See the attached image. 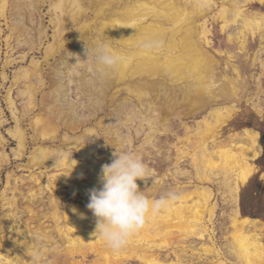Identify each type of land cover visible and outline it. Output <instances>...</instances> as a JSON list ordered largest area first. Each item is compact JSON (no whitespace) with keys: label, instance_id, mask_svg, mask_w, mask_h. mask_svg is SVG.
<instances>
[{"label":"bare ground","instance_id":"1","mask_svg":"<svg viewBox=\"0 0 264 264\" xmlns=\"http://www.w3.org/2000/svg\"><path fill=\"white\" fill-rule=\"evenodd\" d=\"M218 2L221 4L213 18L222 20V30H229L230 41H237L238 46L244 49L250 32L255 34L260 31L264 38V12L247 9L254 0H52L48 13L54 28L53 41L45 49L44 61L33 58L30 67L19 68L12 87L7 91V100L16 123L9 133L18 141L17 148L13 149L18 158L26 154L28 137L23 122L30 120L28 122L33 131L30 142L35 146L28 163L18 166L19 169L46 168L41 175L34 173L35 169L31 170L28 181L38 184L39 189L45 187L53 194L51 202L54 211L50 217L56 222L55 231L64 241L62 252L66 250L73 258L78 254L86 258L89 252H94L103 259L101 264H122L132 258L143 264H189L183 262L178 253L175 260L168 261L156 251H163L173 242L184 246L192 238H207L218 203L216 192L206 184L212 182L211 175L220 160L224 164L223 181L228 185L229 201L233 207L230 216L233 230L229 234L233 251L248 264H264V243L248 231L257 221L242 214L240 209V190L256 172L252 161L261 155L259 133L245 129L246 142H240L238 134L232 135L230 143L219 140L222 127L235 113L236 107L218 102L223 96L216 95L213 90L216 67L220 63L208 49L212 32L208 28V16L214 12ZM45 3L46 0H0V16L7 20L11 30L5 42L10 47L14 38L17 48L27 47L29 50L22 56L23 60L49 40V26L45 25L41 14ZM89 10H93L94 17L88 18ZM36 16L40 17L38 22H35ZM3 33L4 29L0 26V42ZM68 36H72L70 46ZM147 39H160L164 43L161 48L145 54L139 42ZM99 42L109 43L125 57L124 63L115 71L101 74L94 70L91 58L86 60L85 46L91 49ZM51 59H55L54 62L51 63ZM17 62V58L7 57L4 67ZM44 62L49 65L47 74ZM6 70L2 75L5 82L9 78ZM225 76L233 90H237L234 81ZM36 82L42 85L49 82V91L42 96L40 111L30 117L32 110L38 106L37 94L41 89ZM17 84L23 87L17 86L16 91L17 96L23 99L22 112L12 93ZM75 85L79 91L74 100L71 90ZM121 91H125V96L116 109L111 110L107 118L99 117L105 105H112ZM212 103L214 105L208 113L195 121L196 125L182 119V108L189 116L197 113L196 109H206ZM174 116H180L181 122L186 124V135L178 136L175 148L183 157L191 158L200 184L178 194L166 210L148 219L126 247L113 251L95 235L97 218L86 207L89 190L102 187L99 174L102 165L114 159L111 148L130 150L146 129L145 122L149 123V131L143 140L152 143ZM137 119L141 121L136 128L137 135L129 127L125 133L119 131V125L127 124L125 120L133 122ZM61 129L65 130L63 137H60ZM100 129L107 131L100 134ZM7 143L0 134V146L3 147L0 151L1 166L9 161L5 148ZM183 143L191 147L190 152L181 153L184 147L180 144ZM102 146L106 148L104 153L99 152ZM49 170L57 171L50 173ZM70 170V175H65ZM44 176L47 177V184L43 181ZM7 179L0 200L2 206L12 209L18 203L15 194H23L21 188L28 181L19 176L12 184L9 175ZM10 188L14 195L7 197ZM28 194L29 200L35 203L41 193L31 189ZM57 195H61L60 203L56 200ZM146 196L149 199L159 198L155 193ZM30 211L33 213L32 208ZM43 215L48 216L47 213ZM8 229L18 230L17 235L11 236V241H16L15 248L19 247L21 252L13 250L4 253L5 248L1 246L0 264H31L25 256L38 255L34 237L39 232L36 230L34 233L21 224L9 225ZM199 249L207 254L215 252L213 246L204 242ZM65 256L68 257L67 254ZM74 264L81 262L74 260Z\"/></svg>","mask_w":264,"mask_h":264},{"label":"rangeland","instance_id":"2","mask_svg":"<svg viewBox=\"0 0 264 264\" xmlns=\"http://www.w3.org/2000/svg\"><path fill=\"white\" fill-rule=\"evenodd\" d=\"M51 2L52 0H46L45 5L41 7V14L44 17V23L49 26V40L43 42L40 46L41 49L37 48L34 51H31L30 54L26 56L25 60H23L22 56L27 53L29 49L27 47L21 49L17 48V40L14 38L11 40V46H7L5 38L11 33L9 27L10 24L7 23V20L4 17L0 16V26L4 29L2 41L0 42V121H5V123H0V134L8 142L5 148L6 153L9 155L8 162H3L2 166L0 162V194L7 185L8 175L12 178V184H15L16 177L22 176L28 181L30 179V176L28 175L31 174V170L35 169L34 173L41 175L42 170L46 169L45 167L19 169V164L26 165L28 163V157L31 154L30 152L34 149L35 145L30 142L33 131L29 123L30 120L27 118L28 120L23 122V126L27 130L28 147L24 157H16L13 153V149L17 148L18 141L11 138L12 134L9 133L10 130L15 128L16 123L12 118L13 109L8 103L7 91L12 87L13 81L17 76L16 73L19 72L21 66L30 67L33 58L38 61H44L45 49L47 45L53 41L54 34V28L49 20L51 16L48 13ZM220 4L221 2H218V4L214 6V12L210 13L208 16V28L212 31L209 35L211 47L209 46L208 49L220 63L216 67V84L213 87V90L216 92V95L223 96V99L218 102L234 105L236 111L230 117L231 120L229 119L227 124L222 127L223 129L219 140H222L225 143H230L232 135L238 134L237 139L240 142H246V138H244L245 129H252L259 133L258 141L261 145L262 151L261 155L255 161H252L256 168V172L253 173L249 181L246 182L240 190V209L242 214L257 221L252 228H248V231L256 234L260 241L264 243V38H262L260 31H257V34L250 32L247 38V45L244 49H241L240 45L238 46L239 43L237 41H230L228 38L229 30H222V20H214L213 18V16L217 15ZM247 9L248 11L259 10L264 12V2L254 0V3L248 5ZM89 14L88 18L90 16L91 18L94 17L93 10H89ZM39 18V16H36L35 22H38ZM71 39L72 36H68V46L71 44L69 43ZM7 57L17 58L18 62L10 67L6 66L7 70L5 72L9 78L5 82L2 75L6 69L4 65ZM54 60L55 59H51L50 62L52 63ZM44 68L46 70L45 74H47L50 70L48 63L44 62ZM225 75L234 81V86L237 90H233ZM36 85L41 87L40 92L37 94L38 106L32 110L29 115L30 117H34L36 113L40 111V106H42V96L45 92L49 91V82H46L45 85L36 82ZM17 86L23 88L21 84L14 85L12 93L14 100L21 111L23 109V99L17 96ZM78 91L79 89L76 85L72 87V99H77ZM120 94L121 95L114 100L112 105L110 103L105 105V109L98 114L99 117L107 118V116L110 115L109 113H111V110L116 109L119 102L125 96V91H121ZM213 105L214 103L209 105L206 109H196L198 112L189 116L184 114L186 113V109L182 108L183 110L181 109L180 111L182 119L187 121L190 125L194 123L196 125L195 121L206 115ZM180 119V116H174L171 118V120L167 122V130L164 129L162 132L158 133L152 143H145L143 140L146 133L149 131V123L145 122L146 129L141 134V138L136 139L134 146L129 150L138 155L150 170L151 177L146 178V180H140L138 184L140 190L148 196L155 193L157 194V197H160L170 191H175L176 188L180 190L175 191V193L180 194L186 190L192 189L197 183L200 184L195 176L196 171L191 158L183 157V154H179L175 148L176 142L178 143V136L183 137L186 135V124H183ZM125 121L127 124L119 125V131L125 133L127 127H129L131 131L137 135L135 133L136 128L141 125V121L138 119L133 122ZM107 122H109V119ZM90 126L95 127L93 124H90ZM160 128L163 129L162 126ZM64 131V129H61L60 137H63ZM99 131L100 134H103L107 129L104 131L100 129ZM103 144L105 145L106 142L103 141ZM180 145H183L184 147L181 153L190 152L191 147H186L187 145L184 143ZM111 149L115 151V148ZM105 150L106 148L102 146L99 152L104 153ZM0 151H3L2 146H0ZM111 162L112 161H109L108 163ZM218 163V166L215 167L214 174L211 175L212 182L206 184L212 187L216 192V201L218 203L216 217H214L213 221L210 223V230L207 234V238L204 240L192 238L187 241L184 246L178 244V242H173L172 245L167 246L163 251H156L160 252L163 260H175L176 253H178L181 258L184 259L183 262L189 264H248L244 259H241L232 248L233 245L231 244V237L229 234L233 230L230 226V216L233 212V207H231L229 201L228 185L223 181L224 164H222L220 160H218ZM55 171L57 170H49L50 173ZM30 181L21 188L23 194L19 192L15 194L18 202L16 208L11 209L9 206L4 207L0 200V247L4 246L5 249H3V252L9 253L13 250H16L17 252L19 251V247L15 248L16 241H11V236L17 235L18 230L13 229V231H10L8 226L21 224L22 226H28V228L34 233L36 230L39 232V234L34 237V241L39 251L38 255L35 257L25 256V259L30 261L31 264H74V260H78L81 264H101L103 259L94 252H89L86 258H83L79 254L73 258L66 250L63 252L61 251V246H64V241H61L60 236L57 231H55L56 222L50 217L51 213L54 211L51 202L53 194L43 186L39 189L40 187L38 184H34ZM43 181L47 184V177L44 176ZM31 189L37 190L41 193L40 198H38V200L36 199L37 201L35 203H32L29 200L30 196L28 192ZM65 189H67V187H65ZM13 195V191L10 188L7 191V197H12ZM56 200L60 203L61 195H57ZM72 200H75V198H72ZM30 208L33 209V213L31 211L29 212ZM13 212L16 214L15 216H13ZM44 213H47L48 216L45 217L43 215ZM63 223L64 222H62V224ZM42 231L44 232L43 234L41 233ZM52 237L53 241H51ZM203 242L207 245L213 246L215 252L207 254L202 249H199ZM57 245L59 246L57 247ZM55 248L60 249V251L55 252V250H58ZM45 249H48V251H45L44 253L43 250ZM66 254L68 257L65 256ZM122 264L143 263L137 258H132L124 260Z\"/></svg>","mask_w":264,"mask_h":264},{"label":"clouds","instance_id":"3","mask_svg":"<svg viewBox=\"0 0 264 264\" xmlns=\"http://www.w3.org/2000/svg\"><path fill=\"white\" fill-rule=\"evenodd\" d=\"M163 43L160 39H147L140 41L139 47L145 54H150L161 48ZM85 53L86 60L91 58L94 70L101 74L115 71L125 61V57L107 42H99L91 49L86 45ZM113 156L111 163L102 165L99 174L102 187L89 190L86 207L97 218L95 235L118 252L144 228L150 217L166 210L178 198V194L170 191L159 198L149 199L137 183V180L151 177L143 160L129 150L115 149ZM71 170L65 175H70ZM73 211L76 209L73 208Z\"/></svg>","mask_w":264,"mask_h":264}]
</instances>
